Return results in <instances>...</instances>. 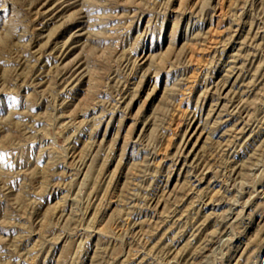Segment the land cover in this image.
<instances>
[{
  "label": "rangeland",
  "instance_id": "1",
  "mask_svg": "<svg viewBox=\"0 0 264 264\" xmlns=\"http://www.w3.org/2000/svg\"><path fill=\"white\" fill-rule=\"evenodd\" d=\"M0 264H264V0H0Z\"/></svg>",
  "mask_w": 264,
  "mask_h": 264
}]
</instances>
